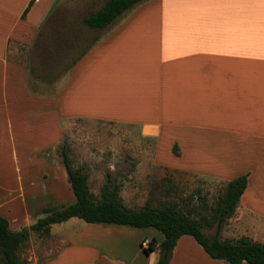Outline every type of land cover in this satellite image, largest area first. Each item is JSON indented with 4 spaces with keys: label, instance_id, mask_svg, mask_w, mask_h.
I'll list each match as a JSON object with an SVG mask.
<instances>
[{
    "label": "crops",
    "instance_id": "0c3cea01",
    "mask_svg": "<svg viewBox=\"0 0 264 264\" xmlns=\"http://www.w3.org/2000/svg\"><path fill=\"white\" fill-rule=\"evenodd\" d=\"M66 1L0 0V215L9 228L75 201L55 152L64 122L81 119L138 128L163 171L223 186L246 176L220 237L264 243V0H146L97 30L60 82L59 69L32 76L25 59L47 31L68 43L89 31L74 18L54 21ZM32 78L50 85L35 88ZM8 154L15 166L3 169ZM73 219L58 233L51 226L53 254L29 251L26 264H149L142 241L163 239L151 227ZM169 264L224 262L182 235Z\"/></svg>",
    "mask_w": 264,
    "mask_h": 264
},
{
    "label": "rangeland",
    "instance_id": "374dc122",
    "mask_svg": "<svg viewBox=\"0 0 264 264\" xmlns=\"http://www.w3.org/2000/svg\"><path fill=\"white\" fill-rule=\"evenodd\" d=\"M105 1L67 0L57 9L54 18L58 20L54 19V21L58 24L67 18L81 21L83 16L98 9ZM97 33L98 31L89 29L84 32L82 39L68 43L65 38L53 41V36L49 38L47 31L39 48L32 50L31 58L27 57L25 64L34 67L35 71L32 76L42 74V77H45L48 69L51 68L54 72L59 69L56 82H60L63 77L60 70L66 65L65 61L84 49L97 36ZM53 34L56 36V33ZM38 81L35 78L30 79L32 86L38 89H45L50 85H42ZM41 136L44 134L42 133ZM17 145L20 147L25 144ZM61 145H65L68 149L71 166L87 171L90 190L94 194H98L106 175L109 174L115 181L121 183L120 195L124 203L130 207L139 208L146 201L153 206L173 201L181 208L185 205L192 206L194 216L199 217L196 211L208 215L224 188L221 183L213 180L163 171L155 167L152 163L155 143L142 136L140 130L133 126L81 119L68 120L63 124L62 137L55 152L60 161ZM40 156H46L45 152L40 151L38 157ZM2 162L3 169H9V167L12 169L11 166H15L10 154L4 157ZM59 226L62 224L53 225L51 232L58 233ZM203 231L211 235L214 233V227L203 228ZM53 240L50 233L48 236L31 234L26 244L19 250V257L22 255L26 260L30 255L29 251L37 252L42 248H45L46 257H48L58 247ZM144 256L141 254V258ZM158 258L159 253L152 252L144 259L149 264H155Z\"/></svg>",
    "mask_w": 264,
    "mask_h": 264
},
{
    "label": "trees",
    "instance_id": "16d2710c",
    "mask_svg": "<svg viewBox=\"0 0 264 264\" xmlns=\"http://www.w3.org/2000/svg\"><path fill=\"white\" fill-rule=\"evenodd\" d=\"M144 1L146 0H106L100 8L84 16L81 23L91 30H100L126 10ZM96 39L97 37L79 53L66 60L65 66L68 67L76 61ZM59 153L75 201L71 204L43 208L42 217L18 231L11 230L7 219L0 215V264H26V260L21 259L18 252L30 235L48 236L53 224L70 218H78L86 223L156 229L162 233V241L156 245L153 238L149 240L148 247H143L147 255L158 249L159 259L155 264H169L173 248L182 235L192 236L209 257L222 260L224 264L243 262L264 264V243L247 236L237 239L220 237L223 225L233 215L239 197L246 187V176H239L227 182L210 213L208 215L199 213V217H195L192 206L185 205L181 208L173 201L164 202L156 207L149 203L140 208L126 206L120 195L121 183L115 181L109 174L106 175L98 194H94L90 190L87 171L71 166L72 162L65 145L60 146ZM213 227L214 235H207L203 231V228Z\"/></svg>",
    "mask_w": 264,
    "mask_h": 264
},
{
    "label": "built area",
    "instance_id": "2783aa9c",
    "mask_svg": "<svg viewBox=\"0 0 264 264\" xmlns=\"http://www.w3.org/2000/svg\"><path fill=\"white\" fill-rule=\"evenodd\" d=\"M148 245H149V240H148V239H144V240L142 241V246H143L144 248H146V247H148Z\"/></svg>",
    "mask_w": 264,
    "mask_h": 264
}]
</instances>
